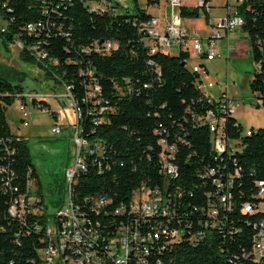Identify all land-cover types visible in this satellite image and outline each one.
Masks as SVG:
<instances>
[{
	"label": "trees",
	"instance_id": "16d2710c",
	"mask_svg": "<svg viewBox=\"0 0 264 264\" xmlns=\"http://www.w3.org/2000/svg\"><path fill=\"white\" fill-rule=\"evenodd\" d=\"M91 1L64 0L54 5V0L45 4L0 0V41L8 47L20 40V60L37 64L58 84L67 85L83 112L82 139L100 140L105 146L101 155H85L86 167L72 182L76 215L92 224L97 222L104 244L123 221L118 216L121 204H128L142 187L159 190L169 202L170 216L161 217L153 226L170 223L171 229L185 235L162 248L169 238L161 236L154 241L155 234L148 233L150 252H144V261L254 264L252 237L255 224L264 220V211L259 209L264 197L257 196V182L264 181V126L252 127L247 135L233 114L226 115L225 134L239 140L241 150L216 159L212 134L199 122L216 103L204 96L199 73L186 67L187 52L149 53L142 24L152 15L138 7L137 0H132L133 11L125 8L115 13L93 10L88 7ZM198 11L185 5L179 9L181 17H196ZM237 12L252 45V59L258 64L250 89L264 108V0H245L237 5ZM39 22L41 30L27 31L28 24ZM106 41L115 43V49L109 53L94 49L95 44L102 47ZM32 48L43 51L46 57H38ZM10 74L0 65V264H43L41 249L48 244V215L27 140L13 134L6 119V110L14 100L25 101L22 85L12 83ZM91 80L97 84L101 104L107 107L100 115H91L92 104L83 102ZM32 102L48 105L45 100L32 98ZM95 117L102 121L97 124ZM160 142L175 147L168 161L176 168V175L164 174L160 155L169 154L163 152ZM229 175H233L227 180L231 198L225 206L230 208L197 242L188 241L189 233L196 232L197 224L203 222V209H214V201H208L219 191L214 179L225 183ZM32 181L39 200L30 201ZM245 203L255 211L243 212ZM149 230L152 232V225Z\"/></svg>",
	"mask_w": 264,
	"mask_h": 264
},
{
	"label": "built area",
	"instance_id": "2783aa9c",
	"mask_svg": "<svg viewBox=\"0 0 264 264\" xmlns=\"http://www.w3.org/2000/svg\"><path fill=\"white\" fill-rule=\"evenodd\" d=\"M42 4L49 3L52 0H37ZM54 0V5L61 4L64 0ZM125 1V0H123ZM197 8L202 11L207 19L208 24L212 27L208 36L200 35L197 31H189L181 23V15L179 9L181 0H168L171 8L169 14H164L162 18L151 16L143 25L144 37H148L150 43L148 46L149 53L154 54L156 49L175 50L176 52L185 51L189 56L188 43L192 45L193 56L198 59L213 60L215 57L221 56L216 53V47L221 39L226 41V56L230 54V33L238 30L243 25V18L237 12V5L245 0H222L224 15L216 20L212 17V1L213 0H195ZM88 7L98 12H122L126 7L121 5L120 0H93L88 3ZM161 21L162 26H159ZM42 24H28L27 31L36 33L42 29ZM5 27L2 28L4 30ZM22 48L20 40H15L12 43ZM116 44L111 41L103 43L102 47L95 44L96 51L109 53L115 49ZM37 51V48H32ZM38 57L44 58L46 54L43 51H37ZM196 72L199 73L201 64L192 65ZM255 68H258L256 64ZM90 78L92 75L87 71ZM202 85V82H201ZM66 93H70V88L63 85ZM210 86V85H209ZM203 92V91H202ZM53 95V94H50ZM49 96V95H48ZM207 99H212L216 103L215 109L208 110L204 115L199 117V122L206 124L207 127H213V142L211 148L215 153V158H219L224 153H234L240 151L239 140L230 139L225 134V116L233 113V97H230L227 92H222L217 97H212L205 92ZM36 100H44L45 97H33ZM83 102L92 104L91 115H100L107 111V107L102 105V97L97 96V84H92V80L87 85ZM75 113L74 122V137L73 141L76 146V152L73 163L65 169V178L67 182L71 181L72 177H76L77 168H85V155H101L105 152V146L100 140L89 142L85 137L76 139L77 117H82L83 112L77 101L71 102ZM43 111L49 112L41 104L38 105ZM19 112L22 118V124L28 126L29 112L26 110L25 101H20ZM97 124L102 121L101 117H95ZM252 128V127H251ZM249 128L244 132L251 135L252 130ZM61 131L60 124H54L52 132L59 133ZM163 152L160 158L162 159L164 174L167 176L176 175V168L169 163L168 158L172 156L175 147H166L164 142H160ZM237 170H235V173ZM213 173V170L210 171ZM233 175H229L226 182L223 183L219 179H214L219 191H215L208 201H214V209H203V222L198 225V229L194 233H189L188 241L197 242L205 233L206 229L216 227L220 222V215L227 211L230 206H224V197L227 193V180H232ZM226 184V186H225ZM166 186V185H165ZM258 197H264V181L257 182ZM165 188V187H164ZM30 199V201L39 200ZM107 204V200L104 199ZM96 203V201H95ZM14 208L11 209L13 213ZM260 209V208H259ZM243 212L252 213L255 211L253 206L245 203L242 208ZM36 212V210H34ZM119 217H122L120 227L116 233L107 238L103 244L100 240L97 222L90 223L85 218H79V215L73 213V209L68 202L59 207L56 218L58 222L56 227L48 226L46 234L48 236V244L41 249L43 253V264H63V261H71V264H158V260L144 261V252H150V247L147 241V233L155 234V241H158L161 236L169 238L168 242L161 247L169 246L172 243H177L183 239L185 233L179 229L170 228V223H166L157 227L154 223L160 220L161 217L170 216L169 202L165 195L159 190H150L145 188L139 189V196H132L128 204L119 206ZM153 227L152 232L149 230V223ZM147 227V228H144ZM255 234L252 237L251 256L254 264H264V220L255 224ZM60 245H67V252H60Z\"/></svg>",
	"mask_w": 264,
	"mask_h": 264
},
{
	"label": "rangeland",
	"instance_id": "374dc122",
	"mask_svg": "<svg viewBox=\"0 0 264 264\" xmlns=\"http://www.w3.org/2000/svg\"><path fill=\"white\" fill-rule=\"evenodd\" d=\"M222 0H213V2ZM137 5L159 18L170 11L168 0H158V3L148 4L147 0H137ZM121 5L125 2L120 0ZM126 8L133 11L134 3L129 0ZM223 3V1H222ZM181 5L196 7L195 0H181ZM199 16H182L183 22L189 31L198 34L209 33L212 27L208 24L205 14L200 11ZM0 21V25H1ZM161 21L159 22V26ZM146 44L150 41L144 37ZM230 54L226 56V41L221 39L216 47V53L221 56L213 60H198L193 56L192 45L188 43L189 56L186 67L192 70L194 64H201L199 75L200 88L212 97L227 92L234 99L233 116L242 125L243 132L249 128L254 129L264 126V108L256 95L250 89V80L255 72V62L252 59V45L248 34L239 28L230 33ZM18 46L12 43L5 47L0 41V65L9 69V79L12 83H20L23 88L28 115V126L22 124L19 112L20 98L8 106L6 119L13 134L20 135L27 140L30 147L31 161L34 165L38 180L41 185V194L46 205L48 226L56 227V214L60 206L66 204L69 198L68 182L65 178V169L70 166L75 157L76 146L73 141L75 113L71 100L67 97L66 89L58 84L52 77L47 76L45 70L37 64L24 62L18 58ZM170 55H176L175 50H169ZM210 85V86H209ZM53 94V95H50ZM49 95V96H48ZM45 97L48 105L44 104L43 111L39 104L32 102L33 97ZM212 100V99H211ZM37 101V100H36ZM259 106H258V105ZM56 113V117L53 116ZM60 124L59 133L52 132L54 124ZM36 183H29V198L36 199ZM133 196H139L135 192ZM260 210L264 211V201L260 203Z\"/></svg>",
	"mask_w": 264,
	"mask_h": 264
},
{
	"label": "bare ground",
	"instance_id": "6f19581e",
	"mask_svg": "<svg viewBox=\"0 0 264 264\" xmlns=\"http://www.w3.org/2000/svg\"><path fill=\"white\" fill-rule=\"evenodd\" d=\"M168 51L169 50H165V49H156L155 50V53H157V52H160V53H168ZM192 70L193 71H195L196 72V69L193 67L192 68ZM94 84V83H93ZM100 90V89H99ZM98 95V94H97ZM99 96V95H98ZM204 96H205V93H204ZM67 97L71 100V102H73V99H72V97H71V94L70 93H67ZM209 101L210 102H212L213 100H211V99H209ZM77 128L79 129V130H77L76 131V139H82V137H81V129H80V117H77ZM209 128V131L211 132V134H212V137H213V127H208ZM85 168H77V173L79 172V171H81V170H84ZM74 178L75 177H72L71 178V181L70 182H68V193H69V198H68V204H69V206L71 207V209H73V213H75L76 214V209H75V207H74V205L72 204V201H71V185H72V182L74 181ZM229 184H231V183H229ZM231 198V193L230 192H227L226 194H225V197H224V206H225V202H227L228 203V201H229V199ZM104 201V200H103ZM104 205H105V203H104ZM227 205V204H226ZM76 206V205H75ZM99 207H101V206H99ZM118 213V212H117ZM148 234V233H147ZM153 235V234H152ZM148 241V240H147ZM155 241V240H154ZM67 251V245H60V252H66ZM150 259V258H149ZM146 260H147V258H146ZM66 262H68V263H71V261H63V264H65ZM67 264V263H66Z\"/></svg>",
	"mask_w": 264,
	"mask_h": 264
},
{
	"label": "crops",
	"instance_id": "0c3cea01",
	"mask_svg": "<svg viewBox=\"0 0 264 264\" xmlns=\"http://www.w3.org/2000/svg\"><path fill=\"white\" fill-rule=\"evenodd\" d=\"M129 0H125L124 2H125V7H128L127 6V3L126 2H128ZM212 6H213V8H212V17H213V20H216V19H218L219 17H222L223 15H224V10H223V8H222V6H223V3H222V1H217V2H213L212 3ZM171 12V9H170V11L169 12H167V13H165V14H169ZM199 12V11H198ZM150 15H155V14H152L150 11L148 12ZM164 15H161V13H160V15H159V18H162ZM199 16V14L196 16V17H198ZM155 17V16H154ZM181 23H182V25L185 27V28H187L188 26L187 25H185L184 24V22H183V19L181 18ZM160 26H162V23L160 24ZM210 33V32H209ZM209 33L207 32V33H201V34H203L202 36H204V35H206V36H208L209 35ZM223 40V39H222ZM219 42H221V40H219ZM219 42H218V45H219ZM172 51V50H171ZM169 52V51H168ZM225 52H226V48H225ZM178 53V52H177ZM169 54H170V52H169ZM220 54H221V52H220ZM205 93V92H204ZM56 114V113H55ZM55 117H56V115H55Z\"/></svg>",
	"mask_w": 264,
	"mask_h": 264
},
{
	"label": "water",
	"instance_id": "95a60500",
	"mask_svg": "<svg viewBox=\"0 0 264 264\" xmlns=\"http://www.w3.org/2000/svg\"><path fill=\"white\" fill-rule=\"evenodd\" d=\"M182 65H184V63H182Z\"/></svg>",
	"mask_w": 264,
	"mask_h": 264
}]
</instances>
